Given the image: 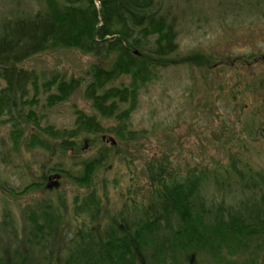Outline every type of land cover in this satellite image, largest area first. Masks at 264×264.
<instances>
[{
    "label": "rangeland",
    "instance_id": "1",
    "mask_svg": "<svg viewBox=\"0 0 264 264\" xmlns=\"http://www.w3.org/2000/svg\"><path fill=\"white\" fill-rule=\"evenodd\" d=\"M45 2L0 0V20L15 13L30 14L43 9ZM161 2L168 20L174 23L177 55L199 56L198 60L203 56L209 64L193 66L189 61H179L159 68L158 76L140 88L138 102L125 121L129 130L139 131L133 139L122 140L108 131L102 133L106 134L104 138L102 134L75 138V146L80 141L78 148L63 149L62 138H55L45 128L74 127L75 108L94 112L85 90L91 65L100 59L66 48L47 50L24 61L23 68L32 69L45 79L58 73L67 80L80 81L67 100L52 107L46 99L49 91L55 93V87L49 91L41 87L36 93L30 89L28 99L37 97V101L32 110L26 104L25 118L19 116L21 112L14 114L20 132L16 145L10 136L12 122H0V187L17 192L12 194L0 188V240H13L14 245L22 242L29 263L43 264L47 255L53 264L62 263V241L71 238L79 226L93 227L88 212L78 216L75 209L79 196L90 189L96 190L105 210L99 215L100 228L122 209L136 216L135 203L143 200L142 193L146 191L142 186L143 169L152 158H170L173 165L185 170L194 166L212 168L226 164L234 156L239 164L248 163L264 174V0ZM119 82L115 80L113 84ZM124 82L128 83V79L124 78ZM32 118L40 127L28 122ZM101 122L108 130L118 126L112 120ZM36 141L45 147L36 145ZM103 148H111L104 161L105 169L94 173L89 188L80 187L70 176L82 171V160L93 159ZM52 167L63 169L60 172ZM50 175L57 176L58 185L48 188ZM33 182L34 188L24 192L23 188ZM256 195V203L264 210V193ZM247 196L246 192L242 196L236 193L229 200L234 209L244 211L247 209L242 202L246 204ZM248 203L255 209L254 201ZM30 207L34 212L53 208L49 216L54 223L60 215L61 228L57 225L53 236L39 241L40 245L35 244V238L23 243L24 233L32 227ZM7 213H11L9 217H5ZM38 214L40 217L43 212ZM4 218L12 225L10 233ZM255 245V240L248 242V247L236 254L237 263L264 264V246ZM178 259L188 264H220L203 252L184 253Z\"/></svg>",
    "mask_w": 264,
    "mask_h": 264
},
{
    "label": "trees",
    "instance_id": "2",
    "mask_svg": "<svg viewBox=\"0 0 264 264\" xmlns=\"http://www.w3.org/2000/svg\"><path fill=\"white\" fill-rule=\"evenodd\" d=\"M162 8L161 0H46L43 9L1 19L0 122H12L13 144L20 137L15 112L24 117L26 104L30 110L36 105L37 97L28 99L30 89L36 93L41 87L45 91L55 87V93L49 91L46 99L52 107L67 100L80 84L79 80H67L58 73L45 79L34 70L23 68L24 61L47 50L66 48L100 59L91 65L85 90L94 112L75 108L74 127L47 126V132L62 138L60 146L66 150L79 147L80 141L74 145L75 138L100 136L108 131L122 140L133 139L139 131L129 130L125 121L138 102L140 88L158 76L159 68L179 61H189L193 66L209 64L203 56L198 60L199 56L177 55L174 23ZM115 80H120L119 84H113ZM102 119L112 120L118 126L108 130ZM29 121L40 127L37 120ZM36 145L45 147L39 141ZM109 150L103 148L93 159L82 160V171L70 177L80 187L89 188L94 173L105 169ZM173 164L166 157L148 160L143 169L142 186L146 191L142 193L143 200L135 203L136 216L122 209L103 228L98 220L105 210L96 190L79 196L77 215L88 212L93 227L79 226L71 238L62 241L64 257L59 264H188L178 258L194 252L206 253L220 264H241L235 256L248 247V242L255 240V246H264V210L255 197L264 193V174L260 170L245 162L239 164L234 156L226 164L212 168L194 166L182 170ZM52 168L60 172L63 169ZM34 185L30 183L23 191H30ZM0 188L17 194L9 187ZM235 192L241 196L248 194L246 204L242 202L247 210L233 208L229 199ZM252 201L255 209L249 206ZM52 209L38 211L43 212L40 217L36 210L28 209L32 227L24 233L23 243L35 238V244L40 245L39 241L53 236L57 225L61 228L60 215L56 223L50 219ZM7 220L4 218L3 222L10 233L13 228ZM13 245V240H0V264H32L24 254L25 245ZM45 257L43 264H53L48 255Z\"/></svg>",
    "mask_w": 264,
    "mask_h": 264
},
{
    "label": "water",
    "instance_id": "3",
    "mask_svg": "<svg viewBox=\"0 0 264 264\" xmlns=\"http://www.w3.org/2000/svg\"><path fill=\"white\" fill-rule=\"evenodd\" d=\"M111 144L114 145V142H113L112 139H111ZM55 178H57L56 175H50V177H48V185H47L48 188H50L53 185L54 186H57L58 185V182H57V180Z\"/></svg>",
    "mask_w": 264,
    "mask_h": 264
}]
</instances>
